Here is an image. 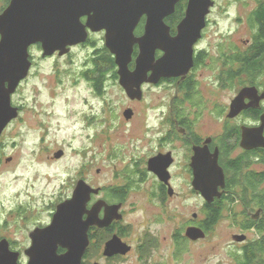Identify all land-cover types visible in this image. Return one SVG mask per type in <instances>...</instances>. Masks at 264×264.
<instances>
[{
    "label": "rangeland",
    "instance_id": "obj_1",
    "mask_svg": "<svg viewBox=\"0 0 264 264\" xmlns=\"http://www.w3.org/2000/svg\"><path fill=\"white\" fill-rule=\"evenodd\" d=\"M214 1L215 7L213 5L207 15L209 28H206L201 48L211 55L210 61L214 60L219 68L221 58L228 54L230 46L243 48L255 35L251 17L257 5L253 0ZM95 33L93 38L87 39L85 46H74L64 56L57 52L55 56L43 57L40 47L30 49V73L12 96L13 105L20 108V114L6 127L0 141L1 239L25 246L30 231L52 223L58 205L72 198L80 180H85L93 188L125 185L136 161L142 159L140 167L145 170V160L157 148L177 146V149H184L182 143L161 145L159 142L169 129L166 125L161 133L158 132L162 117L172 113L171 104L176 103L179 94L177 86L168 83L147 86L144 100L132 101L137 99L129 98L120 80L113 77L112 65L100 61V72L107 69L109 76L105 84L108 104L104 107L95 98L89 86L92 81L84 79V74L95 77L91 70L88 72L95 64L93 48L102 49L106 42L102 33ZM219 45L224 47L218 50ZM212 73L213 70L204 66L195 72L198 81L193 103L189 102L183 107L186 110L178 112L181 116L191 117L192 131L201 137L221 135L230 116L226 107L236 95L232 89L219 90ZM128 109L134 111L129 120L124 115ZM255 168L258 172L264 171L262 166ZM184 170L180 164L175 168V183L172 185L178 193L171 204L172 209L175 208L174 225L178 229L180 219H189L192 214L199 213L201 206L199 198L191 193L185 181ZM144 181L128 199L127 223H132L134 245L148 227L153 229L154 212H158L153 200V179L146 176ZM233 222L222 221L209 240L189 245L194 258L189 264H232L233 256L229 254L232 235L242 233ZM172 227L166 218L163 226H156L168 238ZM254 235L250 236L251 239L256 238ZM170 240L169 245L159 243L165 255L172 249ZM153 254L152 264L162 263L160 254ZM122 264H138V253L133 252Z\"/></svg>",
    "mask_w": 264,
    "mask_h": 264
},
{
    "label": "flooded vegetation",
    "instance_id": "obj_2",
    "mask_svg": "<svg viewBox=\"0 0 264 264\" xmlns=\"http://www.w3.org/2000/svg\"><path fill=\"white\" fill-rule=\"evenodd\" d=\"M253 1L256 2L257 5L254 12L264 4V0ZM213 2L215 1L213 0ZM188 3L189 0L177 3L175 12L164 20L165 24L170 28V33L173 37L178 34V26L185 18L183 16L184 18L176 23L174 17L179 9L182 8L185 9L186 16ZM87 19L88 18L83 17L82 22L86 24ZM208 21L210 22L209 17H207L206 26L202 30V36L194 45V64L189 73L185 76L162 77L158 82H151L149 79L153 75V70H150L147 74V80L141 83L139 96L135 98L137 100H132L142 102L144 100V88L147 86H158L167 83L170 86H177V92L179 94L176 95V103H170L172 113L170 116L162 117V123L160 124L161 130H158V132L161 133L166 125H168L169 129L165 134H162L159 142L161 145H177L178 143H182L184 149H177V146H172V149L157 148L156 152L145 160V170L140 167L142 159L136 161L135 165L137 168H134L135 165L132 167L131 172L126 178L125 185L107 187V189L105 187L93 188L98 189L99 193L93 194L90 202H88V209L91 212V218L93 219L98 205H101L102 203L105 205L101 206V210L98 214L99 219L97 221L95 220V224L90 228V243L84 254L82 264H122L125 261H128V258L133 255V252L138 253V264H152L154 258L153 252L160 254L159 260L162 262L160 264H165V262H167V264H189L194 261L189 245L209 240L211 235L213 236L216 232L215 229L218 224L224 220L234 221V226L240 228L242 231L239 235H232L233 245L229 248V254L231 257L233 256L231 261L232 264H241L246 260H242L240 255L243 256L244 251L248 246L264 236V208L261 205L256 204L257 199L264 200V171L261 170L258 172L255 170V167L257 166L264 167V147L249 148V146L247 148L244 146L245 136L249 137V144L252 146H255L256 143H258V135L261 128H263L262 135L264 138V68L259 73H244L239 75L235 73L239 69L238 63L235 61L234 65L231 66V61H233L235 57L243 55L244 53L246 55L249 53L251 54V52L254 51L253 48L256 45L257 34L255 33L252 39L248 40L243 48L230 46V51L221 58L219 68H217V64L214 60L210 61L211 55H207L209 53L205 51L204 48H201V42L205 36L206 28H209ZM147 22V16H143L135 30V36L139 38V40L146 34ZM254 29L256 30V27H254ZM99 32L104 35V40L106 41V31L103 30ZM87 34H89L88 38H93L96 35V33L90 29H88ZM86 43L78 46H85ZM105 45L106 42L103 43L104 47L102 49L94 47L93 49L96 54L92 58H99L98 54L100 53L98 52L102 53L105 48L111 53ZM35 46L42 48L40 44L33 45L31 48H35ZM223 47L224 46L219 45L218 50H221ZM72 49L73 48H71V51ZM140 52V45L137 44L132 57L133 61L129 65L130 71L136 69V61ZM111 55L115 58L112 53ZM163 56H165V53L162 50H156L154 64H157ZM30 59L32 60V55L30 56ZM209 62H211L210 65H208ZM95 65L96 63L93 64V68ZM203 66L213 70L214 73L212 74L216 80L215 86L219 90L232 89V91L234 90V93H236L235 98L229 106L226 107L228 114H231L234 102H236L238 98H241L237 113L234 117H228L229 121L224 124L223 131H221V135L218 137L199 136L196 131H192V122H190L191 117L188 115L181 116V114L178 113L179 111L186 110V108H183L184 106H187L186 104L189 102L193 103V94L197 90L195 83L198 81L194 74ZM116 67L117 69L115 72L117 79L120 80L118 74L119 67L117 64ZM93 68L88 70L93 72ZM230 70L236 74L232 79L228 75ZM106 71L107 69L104 71L105 81L100 92L96 89L95 84L92 81L93 79H96L95 77H84V79L92 81L89 82L90 85L88 84L92 89L91 92L104 107L108 104V99L105 94V84L107 83L109 76ZM190 82L193 83L191 88L188 87ZM13 106L15 107V105ZM127 111H129L128 114H126ZM127 111H125L124 115L126 119L129 120L134 116V111L131 109H128ZM161 113L165 114V111H161ZM93 120H95V118ZM10 124L7 127H9ZM149 127L150 126H148V128ZM5 131L6 129L4 130L0 141L3 138ZM226 143H228L227 145L229 147L225 145ZM180 153L182 154L180 155ZM196 159H198L197 162ZM231 160L235 163V169L232 170L234 175H232L230 171H227L228 169L226 168ZM151 161L154 171L150 170ZM195 162L199 167L205 165L211 166V170L206 169V171H204L206 177L203 178L202 184H215L216 181L209 175L217 176L219 167L224 171L225 186L218 187V193H220L221 196H214L211 202H209L208 198H206L201 192L194 188V182L196 180V172L194 168ZM179 164L181 168L185 169L184 173L187 175L185 181L188 183L187 185L191 193L194 192L195 196L199 198L201 206L199 213L192 214L189 219H186V217L180 219L181 224H179L180 228L178 229L174 225L176 213L174 212L175 208L172 209L171 204L174 201V198L178 195L172 185L175 183L176 173L174 170ZM138 175L141 176V179H136ZM146 176L153 179V200L156 201V209H158V212H154L155 215L152 221L153 229L148 227V231L141 233L140 237L137 238V244L134 245L132 242L134 240L132 223H127V218L129 216L127 212L128 199L130 193L139 186V183L141 182L140 184H142L145 182L144 180ZM257 176H259V179ZM231 177H233V179ZM115 190H120L121 193H115ZM107 207L111 209L107 210ZM218 208H222L221 213L218 211ZM219 213L221 216L218 218L219 220L217 223L214 224ZM106 218H108L110 222L103 225ZM165 218L166 221L173 224V227L169 230L170 232L172 231L169 238L165 236V234H162L160 229L156 228V226L164 225ZM190 229H198L202 231L205 234V238L196 241L191 240L187 236ZM31 233L32 231H30L28 235V242L23 247L18 245L17 242L9 241L6 238H0V244L4 240L7 241L9 250L14 254L15 262H17V264H29L31 261L30 256L27 254V251L32 246ZM254 234L256 235V238L251 239L250 236ZM169 240L173 243V245H171L172 249L169 250L170 253L168 255H165L164 251H161L160 244L169 245ZM110 244L113 245V249H116L113 251L116 252L107 255L105 253ZM127 247L130 250L125 254L123 252L127 250ZM66 253L67 251L65 249H58V256L65 255Z\"/></svg>",
    "mask_w": 264,
    "mask_h": 264
},
{
    "label": "water",
    "instance_id": "obj_3",
    "mask_svg": "<svg viewBox=\"0 0 264 264\" xmlns=\"http://www.w3.org/2000/svg\"><path fill=\"white\" fill-rule=\"evenodd\" d=\"M181 1L184 0H11L0 15V138L6 127L19 117L20 110L13 106L12 96L28 77L33 45H41L43 57L54 56L57 52L64 56L72 47L87 41L88 29L93 32L105 30V46L115 56L120 84L132 99L139 96L141 83L147 80L150 70H153L151 82L188 74L194 64V45L202 36L214 2L189 0L186 16L178 26V34L173 37L164 20L175 12ZM143 16L148 18L146 34L139 40L135 30ZM83 17L88 18L86 24L82 22ZM137 44L141 52L136 69L130 71ZM156 50H162L165 56L154 64ZM240 99L234 102L230 117L237 113ZM262 131L263 128L255 146L249 144L248 136H245L244 146L264 147ZM196 162L194 188L211 202L214 196H221L218 187L225 186L224 171L219 167L217 176L209 175L215 184H202L206 177L204 171L211 170V166L199 167ZM150 170L154 171L152 161ZM98 193L99 190L93 189L85 180L78 182L72 198L58 205L52 223L31 233L32 246L27 251L31 258L29 264H82L90 243V228L99 219L101 206L105 205H98L92 219L88 202ZM109 222L106 218L103 225ZM187 236L194 241L205 238L198 229H190ZM59 248L67 253L58 256ZM113 250L116 249L110 244L105 254L116 252ZM129 250L127 247L123 253ZM14 257L7 241H2L0 264H17Z\"/></svg>",
    "mask_w": 264,
    "mask_h": 264
},
{
    "label": "trees",
    "instance_id": "obj_4",
    "mask_svg": "<svg viewBox=\"0 0 264 264\" xmlns=\"http://www.w3.org/2000/svg\"><path fill=\"white\" fill-rule=\"evenodd\" d=\"M10 2H11V0H0V15L8 7ZM183 16H185V9L184 8L179 9L177 14L175 15L174 20L176 21V23L179 20L183 19L184 18ZM251 24L254 25V27H256V34H257L256 45L253 48L254 51L251 52V54L249 53L246 55L244 53L243 55H239L238 57H235V59L233 61H231V66L234 65L235 61L238 63L239 69L235 73L239 74V75L244 74V73H246V74H254L256 72L259 73L264 68V4H262L259 7V9H257L252 14ZM105 49L103 50L102 53L97 51L98 53H100V54H98L99 58L94 60L96 65L92 69L94 74H95V78H96V79H93L92 81L94 82L95 87L99 92L102 90L103 84L105 81V74L100 72V70H99L98 63H100V61H106V62L110 63L113 67L112 71H111L112 75L114 78H117V75L115 72L117 69L115 59L111 55V53H109V51H107V49L106 50ZM88 72H90V71H88ZM235 73L232 70H230L228 75L232 79L234 77V75H236ZM84 75H86V78H88L87 74H84ZM189 84L190 85L188 87L191 88L193 86V83L190 82ZM227 144L228 143H226L225 145L227 147H229ZM226 168L228 169L227 171H230V173L232 175H234L233 171H232L233 169H235L234 161L231 160L229 162L228 167H226ZM231 178L233 179V177H231ZM257 178L259 179V176H257ZM114 192L118 193V194L121 193L120 190H115ZM256 204L261 205L264 208V200L257 199ZM212 207H216V206H212ZM218 211L221 213L222 208H218ZM220 213L217 215L214 224H216L217 221L219 220L218 218H220V216H221ZM41 228H42V226H41ZM240 258H242V260H246L244 263H241V264H264V236L261 239L256 240L255 243H253L252 245L248 246L245 249L243 256L240 255Z\"/></svg>",
    "mask_w": 264,
    "mask_h": 264
}]
</instances>
